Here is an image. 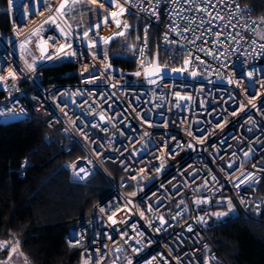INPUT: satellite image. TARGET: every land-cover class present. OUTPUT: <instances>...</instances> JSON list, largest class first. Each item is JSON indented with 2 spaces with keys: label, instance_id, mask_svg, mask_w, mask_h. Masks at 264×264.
I'll return each mask as SVG.
<instances>
[{
  "label": "built area",
  "instance_id": "2783aa9c",
  "mask_svg": "<svg viewBox=\"0 0 264 264\" xmlns=\"http://www.w3.org/2000/svg\"><path fill=\"white\" fill-rule=\"evenodd\" d=\"M63 2L7 0L0 83L15 93L0 120L42 116L62 136L47 143L78 149L63 165L71 179L98 172L107 181L94 215L66 237L81 247L77 264H230L201 215L221 205L228 217L264 223V17L241 0H98L107 13L79 31L57 13ZM130 15L143 26L136 67L125 69L91 47L117 39ZM155 28L161 65L183 75L146 77ZM41 29L44 58L32 66L24 43ZM57 59L76 65L75 81L42 82L39 68Z\"/></svg>",
  "mask_w": 264,
  "mask_h": 264
},
{
  "label": "trees",
  "instance_id": "16d2710c",
  "mask_svg": "<svg viewBox=\"0 0 264 264\" xmlns=\"http://www.w3.org/2000/svg\"><path fill=\"white\" fill-rule=\"evenodd\" d=\"M241 2L264 17V0ZM75 4L67 9L69 16ZM6 5L7 0H0V28L8 33ZM100 19L85 29L75 20L72 24L85 31ZM127 22L129 26L138 22V30L130 28L126 38L119 36L112 41L108 55L123 68L132 69L136 67L134 45L141 38L143 20L130 15ZM159 38L160 30L153 29L148 45L150 60L160 51ZM166 61L161 52V62ZM168 64L177 65L173 61ZM39 70L45 84L77 79L76 65L70 60L57 59ZM24 86L27 87L26 83L21 84ZM14 93L0 83V103ZM48 135L62 137L40 115L29 120H0V238L14 239L31 264H77L81 247L69 245L66 237L71 229L80 227L94 215L95 204L108 194L110 187L98 172L83 183L73 181L63 165L78 156V149L65 154L55 143L46 142ZM25 162L28 167L22 172ZM110 167L114 169L111 164ZM211 208L218 210L222 206ZM206 227L230 264H264V223L225 215L212 219Z\"/></svg>",
  "mask_w": 264,
  "mask_h": 264
},
{
  "label": "rangeland",
  "instance_id": "374dc122",
  "mask_svg": "<svg viewBox=\"0 0 264 264\" xmlns=\"http://www.w3.org/2000/svg\"><path fill=\"white\" fill-rule=\"evenodd\" d=\"M70 7H72V4L68 3L67 8ZM106 13L107 10L101 7L99 3H92L91 0H79L75 4L74 10L71 11L70 16L67 15V17L71 23L74 24L73 20H75L77 24H79L83 27V29H85L86 27L90 26L92 23L96 22L98 19L103 17ZM44 31L45 29H41L38 31L36 36L32 35L31 44L33 46H35L36 39L38 38L37 36L42 35ZM130 32L131 29L128 27V22H126L125 28L122 30L120 37L126 38ZM68 43V41L65 42L62 47L67 46ZM91 50L97 54H103L105 56H108L109 44L96 45L91 47ZM25 57L32 66L37 65V62L31 60L27 56ZM218 201L222 202L223 197L218 198ZM218 213L222 215H216ZM225 215L226 211L224 208H219L218 210L210 208L207 213H202L201 219L205 220L207 225L212 221V219L216 217L219 218ZM4 242L9 243L4 245ZM0 245H4L3 247H0V264H31L14 239L0 238Z\"/></svg>",
  "mask_w": 264,
  "mask_h": 264
},
{
  "label": "water",
  "instance_id": "95a60500",
  "mask_svg": "<svg viewBox=\"0 0 264 264\" xmlns=\"http://www.w3.org/2000/svg\"><path fill=\"white\" fill-rule=\"evenodd\" d=\"M101 1V0H99ZM193 73H195V75H193ZM159 74H178V75H183L184 71L182 69H176V68H172L166 65H161L160 63V52L157 51L152 60L151 63L149 65L146 66L145 68V75L147 78L153 77V76H157ZM191 76L195 77V76H201L200 74H197L196 72H192ZM204 78H207L206 76H204Z\"/></svg>",
  "mask_w": 264,
  "mask_h": 264
},
{
  "label": "crops",
  "instance_id": "0c3cea01",
  "mask_svg": "<svg viewBox=\"0 0 264 264\" xmlns=\"http://www.w3.org/2000/svg\"><path fill=\"white\" fill-rule=\"evenodd\" d=\"M67 9H69V8H67V4H66V6L63 10L67 13V11H68ZM34 36H36V35H34ZM31 37H29L26 40V42L24 43V55L29 57L31 60L37 62L36 64H38L44 58L40 55L39 48H38V39L40 36H37L38 38L36 39L35 46H33L31 44Z\"/></svg>",
  "mask_w": 264,
  "mask_h": 264
},
{
  "label": "snow or ice",
  "instance_id": "6c2138e0",
  "mask_svg": "<svg viewBox=\"0 0 264 264\" xmlns=\"http://www.w3.org/2000/svg\"><path fill=\"white\" fill-rule=\"evenodd\" d=\"M77 2H78V0H72V3H73V4H75V3H77ZM91 2H92V3H98V0H91ZM109 2H111V0H109ZM67 3H68V0H64V2L61 3V4L59 5V7L56 9L57 13H61V10L65 8V6H66ZM102 6H103V5H101V7H102ZM118 7H121V12L124 11V9H123L122 6H119V5H118ZM205 10H206V9H205ZM111 15H112V16H115L116 13H111ZM106 19H107V18H106ZM106 19H105V22H106ZM52 22L54 23L55 21L53 20ZM116 23H117V27H119V21H117ZM173 30H175V29H173ZM262 47H264V46H262ZM187 62H188V61H186L185 63H187ZM29 67H31V66L29 65ZM136 74L139 75V73H136ZM193 75H195V73H193ZM249 75H251V73H249ZM241 183H243V181H241ZM237 187H239V185H237ZM133 195H135V193H133ZM197 203H200V201H197ZM228 203H229V206H231V201H229ZM149 210H150V209H149ZM101 211H103V209H101ZM141 215H143V213H141ZM216 215H222V214L218 213V214H216ZM161 219H162V218H161ZM113 223H115V221H113ZM157 231H159V229H157ZM7 243H9V242H4V245H6ZM4 245H0V247H3ZM129 264H131V261H129Z\"/></svg>",
  "mask_w": 264,
  "mask_h": 264
}]
</instances>
